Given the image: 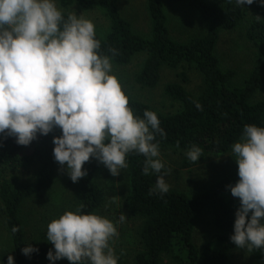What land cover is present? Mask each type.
Returning <instances> with one entry per match:
<instances>
[{
	"label": "trees",
	"instance_id": "trees-1",
	"mask_svg": "<svg viewBox=\"0 0 264 264\" xmlns=\"http://www.w3.org/2000/svg\"><path fill=\"white\" fill-rule=\"evenodd\" d=\"M61 7L78 6L84 11L100 9L110 22L105 36L97 34L102 51L111 56L109 48L116 49L113 62L128 65L138 54L145 61L136 82L143 88L153 89L161 80L164 67L196 71L204 87L194 95L182 85L172 83L165 94L180 104L172 114H162L148 104L129 97V107L135 115L143 117L145 110L153 111L160 120L165 137L156 136L160 151L176 149L188 151L193 145L202 150L198 162H186L190 167L209 156H224L231 153V146L239 142L245 125L264 127V100L255 102V96L264 84V7L258 3L237 7L226 0H147L150 20V37L134 31L119 9L121 0H57ZM165 3L187 5L197 13L205 25L202 35L187 40L172 36ZM247 11L255 17L247 30V39L258 46L257 60L253 71L242 87H232L236 76L234 70H224L216 48L220 36L242 24ZM65 18L69 15L64 12ZM183 71V76H185ZM186 78V76H185ZM197 104L201 107L197 108ZM62 134L59 128L48 136L37 135L29 146H20L14 137L0 136V213H3L10 234L16 264H50L49 250L54 246L45 239L30 245L38 252L25 256L27 247L24 205L39 193L49 191L56 182L58 162L53 156V137ZM130 195L127 202L129 213L141 219L142 249L136 255L135 264H162L169 257L179 264H230L232 248L227 233L234 229L235 213L239 199L231 195L228 185L238 181V169L229 172L220 180L198 193H185L170 189L167 194L149 195L155 185L152 174L143 175L145 157L132 152L127 156ZM36 166L34 183L21 181L18 176L5 177L4 172L28 170ZM88 175L76 183L77 208L83 214L97 213L105 200V193L97 183L101 163L90 159L85 163ZM75 209V210H76ZM205 212L212 216L218 234L198 248L194 244L196 224ZM250 264H264V249H253ZM68 262L62 259L56 263ZM118 264H120L118 262Z\"/></svg>",
	"mask_w": 264,
	"mask_h": 264
},
{
	"label": "clouds",
	"instance_id": "clouds-1",
	"mask_svg": "<svg viewBox=\"0 0 264 264\" xmlns=\"http://www.w3.org/2000/svg\"><path fill=\"white\" fill-rule=\"evenodd\" d=\"M237 7L264 0H226ZM102 51L94 23L82 15L66 18L57 0H0V136L14 137L29 146L37 135L53 137V156L70 180L88 175L85 163L95 159L112 176L128 168L127 156L145 157L143 175H156L149 195L170 191L169 170L161 158L156 136L165 137L155 112L143 117L129 107V97L112 74L113 57ZM200 109V105H196ZM238 165V181L228 185L239 199L234 234L240 249H264V127L245 125L239 142L231 146ZM187 158L198 162L200 147L193 145ZM119 217V222L125 220ZM119 237L116 224L80 208L66 211L47 226L46 239L54 246L50 264H118L111 243ZM22 254L38 252L30 244ZM7 264H15L9 255Z\"/></svg>",
	"mask_w": 264,
	"mask_h": 264
},
{
	"label": "rangeland",
	"instance_id": "rangeland-1",
	"mask_svg": "<svg viewBox=\"0 0 264 264\" xmlns=\"http://www.w3.org/2000/svg\"><path fill=\"white\" fill-rule=\"evenodd\" d=\"M146 1L121 0L119 2L122 16L132 24L135 32L143 36L150 35V20ZM57 5L68 14L82 15L85 19L92 21L96 27V33L100 36H105L109 32L110 22L100 9L84 11L76 5L63 8L58 1ZM165 10L169 17L172 36L175 39L184 41L192 36L204 34V23L189 6L165 3ZM254 17L252 12L247 11L242 24L233 30L223 32L217 44L216 52L222 68L236 72V76L230 84L232 87H242L256 64L258 46L247 39V30ZM145 58L144 54H138L128 65H118L112 61V74L119 79L122 90L131 98L148 104L162 114H172L180 108V104L165 94L168 84H180L194 95H198L202 91L203 78L198 72L170 67L162 69L161 80L157 87L143 88L137 84L136 75L143 67ZM183 71L186 72V78L183 76ZM262 100H264V84L254 99L255 102ZM160 152L161 158L165 162V168L169 170V175L165 179L170 185V189L189 194L203 191L229 172L238 169L232 152L224 156H209L204 161L190 167L186 166V162L190 161L186 156L187 151L167 149ZM64 168L65 170H61L59 165L56 182L49 191L35 195L24 205L23 221L28 245L39 239L47 240L48 224L52 220L58 219L66 211H75L77 207L76 183H73L67 175L66 165ZM0 171H2L1 168ZM36 171L37 167L34 166L28 170L4 172V176L7 178L18 176L22 182L32 184ZM96 179L105 193L104 203L96 214L108 218L117 226L119 237L111 243V246L118 257V262L120 264H135L136 255L142 249L140 233L143 221L132 216L127 208L130 195L128 168L122 170L120 176L114 177L101 164ZM152 179L155 184L156 175H152ZM1 206L0 200V209ZM122 214L126 218L123 222H119V217ZM217 234L218 231L212 222L211 214L203 213L195 227L194 244L201 248ZM233 234L234 229L225 235L232 246L229 252L230 264H250L253 260L252 251L240 249L232 243L230 237ZM9 255L14 257L13 246L5 217L3 213H0V264H7ZM161 263L179 264L166 256L163 257ZM56 264H70V262Z\"/></svg>",
	"mask_w": 264,
	"mask_h": 264
}]
</instances>
